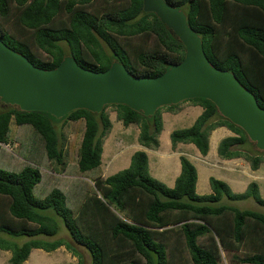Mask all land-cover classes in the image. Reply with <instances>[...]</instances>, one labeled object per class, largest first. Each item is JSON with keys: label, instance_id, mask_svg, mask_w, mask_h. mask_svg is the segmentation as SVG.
Instances as JSON below:
<instances>
[{"label": "trees", "instance_id": "1", "mask_svg": "<svg viewBox=\"0 0 264 264\" xmlns=\"http://www.w3.org/2000/svg\"><path fill=\"white\" fill-rule=\"evenodd\" d=\"M165 1L186 13L211 65L233 73L264 108V0ZM0 39L44 70L56 69L70 56L95 72L118 62L132 76L142 78L164 74L186 54L183 43L161 20L144 12L143 0H0ZM184 102L201 106L203 113L191 127L172 132L174 149L180 143L194 144L207 156L212 132L225 127L233 135L220 141L219 157L245 159L254 171L264 164V151L252 154L239 149L251 140L213 102L200 98ZM182 103L162 107L153 116L126 105H109L101 113L80 109L57 119L0 100L7 106L0 111V155L2 145L10 143L15 122L32 133L29 148L41 143L48 162L74 166L95 187L83 179V188L73 198L58 187L39 198L35 189L43 174L38 165L28 162L18 172L0 168V249L11 253L9 263L24 264L34 249L52 252L65 246L79 257L77 247L86 250L91 264H177L170 259L167 241L176 230L183 241L173 246L188 251L189 264H220L222 251L232 254L234 263L264 264V252L240 255L251 234H264V213L218 205L224 199H253L264 207L258 183L236 193L226 182L211 177L212 193L200 195L198 171L181 156V173L170 188L150 174L145 151L135 152L128 168L104 177V139L113 126L109 107L126 127L140 128L143 147L158 149L163 110L176 112ZM58 123L68 126L67 144L61 143ZM62 226L70 240H46L58 237ZM20 237L29 240L18 244L14 239Z\"/></svg>", "mask_w": 264, "mask_h": 264}, {"label": "water", "instance_id": "2", "mask_svg": "<svg viewBox=\"0 0 264 264\" xmlns=\"http://www.w3.org/2000/svg\"><path fill=\"white\" fill-rule=\"evenodd\" d=\"M143 5L145 13L155 14L183 43L186 54L181 63L155 78L132 76L118 62L104 72L91 71L70 56L56 69L44 70L0 39V100L21 111L61 119L80 109L101 113L109 105H126L153 116L162 107L206 99L264 151V108L254 94L233 73L211 65L183 10L165 0H143Z\"/></svg>", "mask_w": 264, "mask_h": 264}, {"label": "rangeland", "instance_id": "3", "mask_svg": "<svg viewBox=\"0 0 264 264\" xmlns=\"http://www.w3.org/2000/svg\"><path fill=\"white\" fill-rule=\"evenodd\" d=\"M150 43L151 41H148ZM192 102L182 103L178 112H182V107L184 105H192ZM7 106L0 104V111L4 110ZM176 112H170L166 109L163 110V129L162 135L160 137V147L158 149H149L143 147L139 143V134L140 128L137 125H130L126 127L121 121L117 118V113L114 108L109 107L107 109V113L109 114L112 121V129L111 132L104 139V152L102 155V170L104 177L111 176L116 174L126 168L129 167L131 163L132 155L137 151H145L149 157V166H150V174L161 181L165 185L170 188H173L175 185V180L173 179V175L176 174L177 170H181L180 163V155L186 156L196 167L198 171V182H197V193L200 195H207L211 193L210 186V175L209 171H205L202 165V162L199 157V150L194 144H181L178 149L174 150L171 134L175 130L184 129L191 127L195 120L197 119L198 113H186L178 115L176 118L174 115ZM191 111V110H190ZM60 137L61 143L67 144L70 139V132L68 126L64 123H58L55 125ZM165 127V128H164ZM32 133L25 129L19 128L15 122L12 123V137L10 139L9 144H4V150L0 155V168L18 172L20 171L28 162L33 163L35 166H39L42 170L43 179L42 182L36 187L35 194L39 198H43L46 194L54 187H58L62 189L69 197L73 198L80 191L79 189L83 188V179L91 181L90 178H81L74 166H60L56 163H50L46 160L45 151L42 147V144L39 142L35 143L32 147H28L33 143L31 139ZM23 147V148H22ZM26 148V151L23 149ZM31 149V150H29ZM244 151H250L252 154L262 153L256 146V144L252 141H249L245 146L239 148ZM29 150V152H28ZM23 153V154H22ZM25 153V154H24ZM27 154V155H26ZM217 154V150H216ZM217 157V156H216ZM218 158L212 159L213 162ZM244 164L245 174L242 172H233L228 171L221 168V165L212 166L210 169L211 175L219 180L222 178L219 176L220 174H226L230 177H234L235 175L243 176L242 180L244 182V188H236L230 186L231 189L236 193H243L246 191L247 187L250 183L256 182L259 183L260 192L262 197L264 198V164L260 166L261 172H252L250 162L242 159ZM225 170V171H221ZM219 174V175H218ZM218 176V178L216 177ZM258 179V182H257ZM256 180V181H255ZM227 183V180H222ZM92 187H94V183L91 181ZM210 192V193H209ZM218 205H227L234 206L240 208L242 210H255L264 213V207L257 204L253 199H247L242 201H230L228 199H224ZM124 219L129 220L124 215L120 214ZM130 221V220H129ZM59 237L66 238L70 240L68 233L64 226H62L59 236L56 238H46L48 241H53ZM16 243L23 244L28 241V238H16L14 239ZM167 241L170 243L169 250L170 251V259L173 260L177 264H189V254L188 251L183 248L182 245L177 244V248H174L175 243H179L183 241V235L176 230H173L169 233ZM204 242V241H203ZM182 246V247H181ZM63 251V256L58 258H64L66 256L65 247ZM81 249V250H80ZM68 250V249H67ZM77 250L83 251L86 254V250H83L81 247H77ZM69 251V250H68ZM86 251V252H85ZM264 252V234L263 233H254L249 236L246 241L244 248L241 250L240 255L243 257L244 253L252 254L254 252ZM88 253V252H87ZM223 260L220 264H242V263H234L232 259V254H227L225 251H222ZM73 255V254H72ZM39 256L38 252H34L27 264H39ZM76 256V255H74ZM11 258V253L6 252L0 249V264H10L9 259ZM50 263L53 260H48ZM82 261H84L82 259ZM42 262V259H40Z\"/></svg>", "mask_w": 264, "mask_h": 264}, {"label": "crops", "instance_id": "4", "mask_svg": "<svg viewBox=\"0 0 264 264\" xmlns=\"http://www.w3.org/2000/svg\"><path fill=\"white\" fill-rule=\"evenodd\" d=\"M187 103L188 102H186V104ZM182 112L193 113V114L196 112V113H198V116H197V118H198L203 113V108L201 106H198V105L193 103L192 105H184V107H182ZM182 112H180V111L178 112L177 111V113L174 115V117L176 118L178 115L183 114ZM163 131H164V129H163ZM232 135H233V133L229 129L225 128V127L216 129L215 131L212 132V134L210 136V150H209L208 155L207 156H203L200 152H199V155H196L197 157L200 158L204 170L205 171H209V175H210L209 177L210 178L213 177L211 175L212 172H210V170H211L210 168L212 166H215V165H221L222 169H225V170H228V171H233L235 173L239 172V174L242 172V174H245L244 164L242 162V158L226 160V159H222L218 155V146H219L220 141L222 139H224V138H226L228 136H232ZM181 144H184V143L178 144L177 147L174 150L178 149L179 145H181ZM216 150H217V154H216ZM179 155H180L179 157L181 158V154H179ZM215 158H218V159L214 163L212 159H215ZM149 163H150V161H149ZM149 168H150V166H149ZM260 169L261 168H259L256 171L252 170V172H255V173L261 172ZM225 170H221V171L223 172ZM180 173H181V170L179 171V169H178L176 174L173 175L174 176L173 179L175 180V182H176V179L178 178V176L180 175ZM219 176L222 178V180H225V181L227 180V184L229 186H232V188L234 186L236 188L245 189L244 188V182L242 180V177H243L242 175L241 176L235 175L234 177H230V176H228L226 174H223V176L220 174ZM216 177L218 178V176H216ZM257 182H258V179H257ZM258 185H259V183H258ZM211 193H212V190H211ZM62 247H65V246H62ZM62 247H60V248H58V249H56V250H54L52 252H47V251H45L43 249H34L31 252L28 260L26 262H24V264H27L29 262V259H30L31 255L34 252H36V251L38 252V254H40L39 259H38L39 264H91L90 255L86 251H85L86 254H84L83 251H79L78 250L79 253H80V256H81V257H79V256L72 255L73 253H71L70 251H68L66 249V254H65L66 256H64V258H58L60 256L62 257L63 254H64L63 251H62L64 248H62ZM40 259H42V262H40ZM51 259L53 260V262L50 263L48 260H51ZM82 259L84 261H82Z\"/></svg>", "mask_w": 264, "mask_h": 264}]
</instances>
